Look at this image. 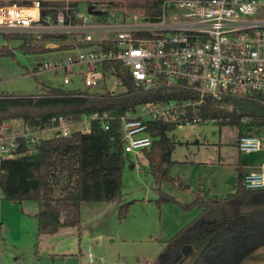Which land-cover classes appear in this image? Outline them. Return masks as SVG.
I'll return each mask as SVG.
<instances>
[{"label": "built area", "instance_id": "built-area-1", "mask_svg": "<svg viewBox=\"0 0 264 264\" xmlns=\"http://www.w3.org/2000/svg\"><path fill=\"white\" fill-rule=\"evenodd\" d=\"M75 8L45 13L41 0L30 4L0 3V33L66 35L44 46L66 55L44 60L35 73L64 70L63 83L79 75L82 89L118 94L135 90L148 97L134 107L83 113L78 119L64 114L50 117L45 125L12 118L0 125V161L31 153L43 139L88 132L99 119L104 129L118 119L126 152L150 147L155 140L152 122L175 126L223 123L229 117L209 115L211 97L264 98V0H162L161 13L148 17L142 8L104 14L111 20ZM75 19V20H74ZM264 101V100H263ZM264 138L242 133L237 147L244 153L261 149ZM245 187H264L262 170L243 175ZM88 264L95 255L89 249Z\"/></svg>", "mask_w": 264, "mask_h": 264}, {"label": "trees", "instance_id": "trees-1", "mask_svg": "<svg viewBox=\"0 0 264 264\" xmlns=\"http://www.w3.org/2000/svg\"><path fill=\"white\" fill-rule=\"evenodd\" d=\"M104 1L127 5L131 9L142 8L148 17L161 13L162 0ZM5 2L30 4L32 0H0V3ZM41 2L43 11L54 15L60 10L72 14L79 7L78 0ZM3 34L7 38H23L22 48L35 52L48 49L39 41L66 38V35L58 34H44L40 39L29 33ZM13 53L9 45L0 46V55ZM128 83L130 89L118 94L46 83L37 93L2 92L0 125L12 118L45 125L51 116L57 114L71 119L93 111L118 114L149 95L135 90L129 79ZM263 100L229 95L211 97L206 112L229 117L224 122L237 125L239 137L244 132L254 133L256 128L264 129ZM152 123L155 140L150 147L143 149L149 171L159 183L165 179L176 182L167 166L177 146V141L169 134L174 126L161 121ZM111 124L110 129H104L101 121L96 119L88 132L75 130L68 136L43 138L33 152L0 161L3 196L12 201L31 199L38 202L39 233H54L61 227L80 226L85 203L122 199V175L130 153L125 151L120 138L118 119H112ZM243 175L240 169L235 190L224 196L207 195L202 188L198 189L193 201L185 206L196 204L200 211L167 240L151 264H237L248 251L264 243V187H245ZM180 185L188 187V184ZM57 188H61L59 193ZM171 199L172 195L162 192L158 202ZM129 206L130 201L121 203L120 217L126 215Z\"/></svg>", "mask_w": 264, "mask_h": 264}, {"label": "rangeland", "instance_id": "rangeland-1", "mask_svg": "<svg viewBox=\"0 0 264 264\" xmlns=\"http://www.w3.org/2000/svg\"><path fill=\"white\" fill-rule=\"evenodd\" d=\"M78 1L79 7L87 11L89 1ZM92 2L106 13L131 10L109 1ZM97 19L112 18L103 13ZM23 41L0 33V46L7 44L14 50L13 54L0 55V93H37L44 83L81 87L79 75L64 84V70L34 72L40 62L62 57L65 51L25 50ZM238 131L239 127L229 122L175 126L169 134L177 146L167 166L176 182L165 179L159 183L149 171L144 150L133 151L123 170L122 199L83 204L81 225L61 227L56 233H39L36 200L12 201L0 190V264H88L90 248L95 255L93 264H151L167 240L200 211L196 204L185 206L193 201L198 189L219 196L235 190L237 159L249 155L236 146ZM254 133L264 138L263 128H256ZM162 192L173 199L159 203ZM127 201L129 209L120 217V205Z\"/></svg>", "mask_w": 264, "mask_h": 264}, {"label": "crops", "instance_id": "crops-1", "mask_svg": "<svg viewBox=\"0 0 264 264\" xmlns=\"http://www.w3.org/2000/svg\"><path fill=\"white\" fill-rule=\"evenodd\" d=\"M247 154L249 155L244 157L243 160L242 158L238 157L237 159L238 172L240 169H242L244 173L251 170H262L264 173V145L261 149ZM207 195H218V194H207ZM60 229L58 231H60ZM69 253L71 252H62V254H69ZM237 264H264V243H261L256 247H254L253 249H251L250 251H248L244 256H242V258Z\"/></svg>", "mask_w": 264, "mask_h": 264}, {"label": "water", "instance_id": "water-1", "mask_svg": "<svg viewBox=\"0 0 264 264\" xmlns=\"http://www.w3.org/2000/svg\"><path fill=\"white\" fill-rule=\"evenodd\" d=\"M89 12L93 13V14H103L105 11L102 9H98L96 8L93 4H90L88 6Z\"/></svg>", "mask_w": 264, "mask_h": 264}]
</instances>
